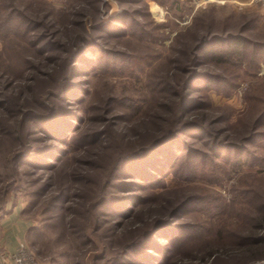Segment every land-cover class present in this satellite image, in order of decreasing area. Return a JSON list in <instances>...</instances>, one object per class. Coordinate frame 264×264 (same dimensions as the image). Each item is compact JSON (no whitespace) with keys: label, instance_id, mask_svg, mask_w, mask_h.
Returning <instances> with one entry per match:
<instances>
[{"label":"rangeland","instance_id":"1","mask_svg":"<svg viewBox=\"0 0 264 264\" xmlns=\"http://www.w3.org/2000/svg\"><path fill=\"white\" fill-rule=\"evenodd\" d=\"M20 13L37 14L42 26L30 30ZM6 15L35 37L28 44L0 28V122L16 134L0 131V210H10L0 236L5 216L8 226L23 224L41 264H54L42 246L61 264H264L238 250L241 235L264 238L254 229L264 216V0H0ZM74 34L87 51L69 73L68 55L51 44L71 47ZM215 35L221 42L200 45ZM234 35L247 40L242 58L228 56ZM156 97L185 100L189 119L168 106L156 107L159 123L151 119ZM27 112L50 115L35 127ZM58 119L60 133L51 134ZM155 132H169L166 153L153 165L157 149L139 158L147 177L127 162L115 172ZM67 136L70 144L61 142ZM62 182L76 212L57 213L85 226L80 238L50 209ZM217 246L236 255H210ZM6 251L0 244V259Z\"/></svg>","mask_w":264,"mask_h":264},{"label":"trees","instance_id":"2","mask_svg":"<svg viewBox=\"0 0 264 264\" xmlns=\"http://www.w3.org/2000/svg\"><path fill=\"white\" fill-rule=\"evenodd\" d=\"M15 11H18V10H15ZM13 15H10L8 16L7 18V15L4 16L3 18H0L1 22H0V28L2 27H5L4 28V31H5V36L8 37L9 34L11 32H14V36H16V39H21V40H24L26 41L28 44L29 43H32L31 42V37L34 38L35 36H32L29 34V30L25 29V30H22V29H13L12 28V24L10 21H12ZM20 19L23 23L25 24H28L30 25V30H33V31H36V26L37 27H40L42 26L43 22L38 20V17H37V14H33V15H28V14H24V13H20ZM11 29V30H10ZM8 31V32H7ZM0 32H3V30H0ZM81 35L79 34H74L71 36L70 40L67 42V45L68 46H71V47H67V48H64V46H62V44L60 42H56L54 41V43L51 44V46H59V47H56L54 48L55 52H58V51H62L64 53H66V55H68V57H66V71L69 72V70L71 71V69H74L75 68V65H76V61H78L81 57L80 55H85L86 54V51H87V47L84 46V48L82 47L84 44V42L82 41L81 43H79V41L81 40ZM9 39V38H7ZM228 41H230V43L233 44L232 48L230 49L229 51V55H233V56H238L239 58H242L244 56V52L242 51V47H243V44L247 41L243 36L241 35H237V36H230V38L228 39ZM218 43V42H221L218 38L217 35L211 37L210 39H207L205 38V40L202 41V44H200L202 47L207 45V44H211V43ZM245 45V44H244ZM80 46V47H78ZM89 46V45H87ZM255 46H261V45H255ZM264 46V45H263ZM78 47V48H77ZM34 54L38 55V56H41L44 57L45 53L44 51H40L39 49H34ZM226 56L225 53H222L218 56H216L217 58H219V60L221 61L222 58H224ZM228 56L225 57L227 58V61H230V59H228ZM57 61H59L60 59L57 58L56 59ZM224 61V60H222ZM27 62V59L25 60V63ZM60 64L55 63V68L56 67H59ZM58 68V69H59ZM56 71V69H54ZM39 73H41L39 71ZM70 73V72H69ZM40 76H35L33 81L35 80V83L37 84H43L42 80L39 79ZM43 78V77H42ZM29 87V86H28ZM65 87V86H64ZM29 89L31 90V92L35 91L39 93V91L37 90V88L35 86H33V91L32 89L29 87ZM68 89V88H67ZM67 91V90H66ZM62 95V94H61ZM60 95V97H61ZM164 98H154L150 104V111L152 110V112L150 113V117L151 119H157L158 123L161 121L162 119V115L159 111H157V108L156 107H164V106H168L170 107V109L173 111V112H176L177 115L179 114L180 118L182 119V121H185L189 118H187V114H183L185 112V100H179L178 102H176L175 100H173V102H171V98H166V100L168 101L163 103V100ZM41 104V108L45 109L47 108V104H45L44 101H41L40 102ZM171 104V106H170ZM39 109V107H38ZM170 110V111H171ZM58 112H54L48 117V115H44L42 117H40L39 115L37 114H33L31 112H27L25 113L23 116H26V119H30V121L32 120V125H34L35 127H38V124H41V123H44L45 121H43L42 119L45 118V117H48V121H51V120H54L57 118V114ZM179 116L177 117V121L176 123H180L179 121ZM160 119V120H159ZM185 119V120H184ZM47 121V120H46ZM61 121L58 119L56 122H54L56 124V126H47L48 127V130L50 129V133H54V134H58L60 133V129H61V124L62 122L60 123ZM175 122V121H174ZM203 128L205 127L208 131V127L205 126V125H202ZM14 129H16L14 127ZM38 129V128H37ZM37 129L33 128V131H37ZM0 131L1 132H4V133H8V134H11L13 136H15L16 134H13L15 133V130H8L7 127H5L1 122H0ZM169 133V132H168ZM168 133H156L154 134L153 136V140L156 141V140H160L161 141L158 143V142H155V145H151L153 144V140L152 142L150 143L149 146H146L145 148H143L142 150H139V151H134V153H131L132 157H130L129 159H125L122 160L116 164V167H115V172L118 170V169H122V165L123 163L127 162V163H133V166L130 168V166H127L128 168V172L132 171L133 169H135V173L139 174V175H142L143 177H147V174H148V169L146 168V165L147 164H141L139 163V158L143 157V156H146L147 153H149L148 151H151V150H158L157 153L152 157V159H155L153 162H151V165L154 164L155 161H158L160 158L158 156V152H159V155H163L166 153V151L164 152V150H160L159 148H161V144H163L166 140H167V134ZM104 135V134H103ZM159 135V136H158ZM57 136V135H56ZM158 136V137H157ZM55 137V136H54ZM59 137V136H58ZM169 138V136H168ZM73 138L72 139H69L68 136L65 138V139H62L61 142H64V143H68L70 144V142H72ZM158 140V141H159ZM164 140V141H163ZM142 151H145V152H142ZM129 154V155H131ZM68 155V154H66ZM23 156V155H22ZM22 156H18L20 158H22ZM20 158L17 160V162H15L13 159L12 161H14V164H15V167L17 170V167H18V161L20 160ZM40 161H43L44 158L42 157H38ZM151 159V161H152ZM7 161V162H6ZM6 167L7 169L9 168V163H10V160H7L6 159ZM139 163V164H138ZM4 164V166H5ZM37 166V165H36ZM39 168V166H37ZM89 167H93V166H89ZM95 167V166H94ZM12 168V167H11ZM57 167H53V169H56ZM42 169V168H41ZM125 169V167H124ZM11 170V169H10ZM127 171V169H125ZM123 171V169H122ZM146 172V173H145ZM9 173V172H8ZM70 178L72 179V177H76L78 178V176H80L79 174H76V173H70ZM68 175V177H69ZM84 176L87 177L84 172L81 173V179L84 180ZM65 177H66V173H65ZM64 180V179H63ZM59 193L60 194V197H57L56 199L53 198V201L52 203H50V209H54L57 213V211H61L60 209L64 208L63 210L65 211H68L71 213H74L76 212L75 209H72V208H68L70 206V200L71 198L73 197L69 192L68 190V185L66 184V182H62L59 186ZM104 197H106V194L104 195ZM62 203V204H61ZM69 204V205H68ZM8 208H2L0 210V218L3 217V215H5V213L8 211H10L9 209L7 210ZM1 212H4L3 214ZM56 215H59L61 216V218H63L62 220V224L64 226H62V231L64 232H67L69 234H72V235H75L77 238H80L81 236H84V232H83V229L85 226H78L76 225L75 223V219L74 218H70L68 217L67 219L66 216H62V212L61 213H57V214H54V216L56 217ZM64 219L66 220V223H64ZM88 223L90 224L91 223V220L88 221ZM88 224V225H89ZM61 226V225H60ZM87 226V225H86ZM86 229V228H85ZM254 229L257 230V229H264V216L260 217L258 223H254ZM33 231H35V228H32L31 229V234H27L29 235V237H32V233ZM253 232V230L251 231ZM254 234L255 232L253 233H250V234H246V235H241V237L245 240V243L242 242L240 246H238V250L239 252L241 253H244V254H248V256H246L248 258V260H251V259H255V258H259L260 256L263 257L264 255H260L259 253H262L264 252V238H262L260 241H257L255 238H254ZM246 238V239H245ZM32 244L35 245L36 244V241L32 239ZM39 254H45L48 256V258L54 263V264H61L60 260L57 259V254L58 252H53V251H50V250H46L45 247H39V250H38ZM237 252V253H239ZM209 254L210 255H217V254H221V256H234L236 255V253H234V250L233 248H230V247H219L217 246V248L213 251H209ZM229 254V255H228ZM66 255H69V254H63V256L66 258ZM236 257V256H235ZM72 259V258H70ZM70 259H66L68 261H71ZM56 260L58 262H56ZM71 264V263H70Z\"/></svg>","mask_w":264,"mask_h":264},{"label":"built area","instance_id":"3","mask_svg":"<svg viewBox=\"0 0 264 264\" xmlns=\"http://www.w3.org/2000/svg\"><path fill=\"white\" fill-rule=\"evenodd\" d=\"M0 261L2 264H41L23 240L19 242L16 251L4 252Z\"/></svg>","mask_w":264,"mask_h":264},{"label":"crops","instance_id":"4","mask_svg":"<svg viewBox=\"0 0 264 264\" xmlns=\"http://www.w3.org/2000/svg\"><path fill=\"white\" fill-rule=\"evenodd\" d=\"M6 218L11 219L9 218L8 215L5 216V218H2V222L4 221L6 222V224L2 223L3 235L0 236V244L4 246L6 250L16 251L18 248L19 242L22 240L23 235L26 232V229H25V226L21 223H20V226L17 225L18 226L17 229L12 224L11 226H8L7 225L8 220Z\"/></svg>","mask_w":264,"mask_h":264}]
</instances>
